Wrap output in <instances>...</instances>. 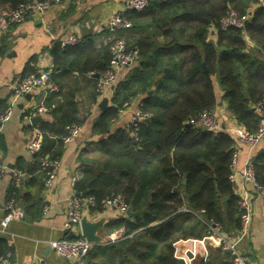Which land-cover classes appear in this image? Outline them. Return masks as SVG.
Returning a JSON list of instances; mask_svg holds the SVG:
<instances>
[{"label": "trees", "instance_id": "16d2710c", "mask_svg": "<svg viewBox=\"0 0 264 264\" xmlns=\"http://www.w3.org/2000/svg\"><path fill=\"white\" fill-rule=\"evenodd\" d=\"M27 1L0 0V10ZM231 8L249 14L243 27L220 26ZM125 15L141 33L116 39L137 48L139 58L118 78L111 105L93 122L99 145L86 151L92 154L90 165L74 190L94 198L88 208L92 214L104 211L106 199L121 195L134 215L110 222V231L124 228L122 238L94 246L86 264H184L175 257L177 241L203 238L210 222L229 235L241 225L239 197L229 179L236 135L188 123L204 110L215 113L222 102L238 126L256 130L260 117L254 105L264 101V6H256V0H154L146 10ZM115 40L100 47L87 39L67 48L60 42L50 47L57 90L47 94L44 104L56 122L44 120L37 127L44 134L41 154L60 159L69 128L83 123L76 101L79 76L93 83L92 101L102 95L92 73L109 68ZM28 68L25 76L40 71ZM140 96L139 108L148 116L137 126H114L120 112ZM0 149H5L2 136ZM252 164L264 184V150ZM36 169L44 175L38 156ZM16 186L10 197L16 196ZM9 250L0 238V256Z\"/></svg>", "mask_w": 264, "mask_h": 264}, {"label": "crops", "instance_id": "0c3cea01", "mask_svg": "<svg viewBox=\"0 0 264 264\" xmlns=\"http://www.w3.org/2000/svg\"><path fill=\"white\" fill-rule=\"evenodd\" d=\"M122 9L121 0H63L61 4L52 6L44 14H30L24 22L12 26L1 38L0 112L11 108V116L4 124L0 135L5 142V149H0V160L9 168L13 165L14 168H10L11 170L20 167L26 173L16 186V197L26 210L25 218L11 222L6 228L2 222L6 215L10 190L15 184L11 172L0 184V238L7 242L12 251V264H40L42 258L47 259L51 264H78L75 259L58 255L50 244L52 241L69 237L71 233L76 236L81 233L80 228L73 232L66 230L64 226L68 201L76 195L74 190L76 179L90 165L89 159L92 154L86 151H91L99 145L100 136L93 135L92 128L94 120L102 112L100 102L108 98L107 106L111 105L113 94L112 87H109L97 102L92 101L93 83L89 77L78 75L79 78L76 80L78 86L75 88L76 101L83 119L81 124L83 130L77 139L64 144L56 185L52 189H47L43 173L36 169L37 156L29 152L28 143L34 129L42 121L46 120L52 124L56 121L50 112L42 115V121L36 125L26 119L27 111L41 102L42 91L38 89L23 96H15L13 85L26 75L27 70L30 69L28 66L37 70L52 68L50 47L54 42H61L70 34L90 40L98 47L119 36L140 34V29L135 27L114 32L108 30L107 23L111 14ZM134 67L133 64L122 68L119 80ZM57 79L61 82L66 81L60 75ZM215 92L218 97L222 94L217 82ZM142 98V96L138 97L122 110L114 126H127L132 121L133 113L139 107ZM215 113L223 129L233 131L238 126L237 121L222 102ZM262 150H264V139L254 149L245 145L238 146L237 172H242L250 160ZM82 153L83 155L85 153L86 162L81 160ZM233 185L239 198L249 199L253 211L250 235L240 243V249L248 257L250 264H264V195H259L239 174ZM84 217L91 221L104 219L98 234L105 238L106 243L112 234L122 238L123 227L113 231H110L109 227L110 222L123 217L116 208L106 207L102 213L85 212ZM219 240L218 236L210 235L207 231L203 238L177 241L175 257L184 264H229L231 255L222 249Z\"/></svg>", "mask_w": 264, "mask_h": 264}, {"label": "built area", "instance_id": "2783aa9c", "mask_svg": "<svg viewBox=\"0 0 264 264\" xmlns=\"http://www.w3.org/2000/svg\"><path fill=\"white\" fill-rule=\"evenodd\" d=\"M154 0H121L123 9L115 11L111 14L107 28L109 31L114 32L120 29H129L133 27V23L129 20L125 12L134 10L142 12L146 10ZM63 0H29L19 4L13 9L0 10V41L3 35L14 25L20 24L30 14H44L52 6L59 5ZM256 6H264V0H256ZM249 18V14H241L235 9H229L227 13L221 18L220 26L224 29L229 27H243ZM84 39L75 34H70L63 40L60 45L62 48L78 45ZM112 57L110 60L109 68L100 74L98 78L97 90L104 93L107 88L115 85L119 78L120 70L124 67L131 66L138 61L139 50L137 48L131 49L127 46L124 39H116L111 47ZM52 59V57H51ZM53 60V59H52ZM53 68L33 72L22 78L19 82L13 85V93L15 96H23L32 93L35 90H41L43 99L39 104L33 106L25 118L31 120L34 116H42L48 112L44 104V98L48 93L57 90V85L52 82L51 74ZM93 75L95 73H92ZM254 110L260 117L259 124L255 131L249 132L241 126L233 129L237 138V146H249L254 149L264 139V101H260L254 105ZM11 116V108L0 113V135L3 131L4 124ZM148 114L142 112L138 107L132 117V121L127 125L137 126L140 121L146 118ZM190 124L195 125L205 131H217L222 129L221 122L216 113L204 110L199 114L193 116L189 121ZM83 130L82 125H74L69 128L68 134L63 138L65 144L77 139ZM44 134L39 129H34L31 139L28 143V150L31 154L38 156L44 172V184L47 189H52L56 185L57 172L61 165L60 159H52L49 156L41 154ZM237 151L231 164V173L229 175L230 181L234 184L236 178L241 175L248 181L259 195H264V184H261L256 176L252 160L247 164V167L242 172H237L236 165L238 161ZM11 172L12 178L15 183L19 184L25 177V172L20 169H10L2 160H0V184L4 181L7 174ZM75 181V178H74ZM95 200L93 197H83L82 195H74L68 201V210L65 220V228L69 231L81 229V220L84 213L88 212L89 206H93ZM105 207L116 208L122 216H127L128 204L121 195L108 198L104 202ZM188 212H193L190 209L184 208ZM239 209L241 211V225L239 230L234 235H229L223 231L215 222L207 223L208 233L219 237L220 245L223 250L231 255L229 264H250L248 257L240 249V243L250 235V227L252 222L253 211L248 198H239ZM204 212V211H202ZM26 210L20 205L16 196H11L6 204V215L3 218L2 225L6 228L11 222L25 218ZM115 234L109 236L107 243H114L118 240ZM52 249L64 258L75 259L78 264H86V258L92 248L95 246L88 241L84 236L80 235L73 238L65 237L60 240L51 242ZM1 264H12V251L9 250L0 256ZM40 264H51L47 259L42 258Z\"/></svg>", "mask_w": 264, "mask_h": 264}, {"label": "water", "instance_id": "95a60500", "mask_svg": "<svg viewBox=\"0 0 264 264\" xmlns=\"http://www.w3.org/2000/svg\"><path fill=\"white\" fill-rule=\"evenodd\" d=\"M94 76L96 78H99L100 74L96 73L94 74ZM114 88H115V85L112 86V89ZM108 101H109L108 98H104L100 102V108L102 111H104L107 108ZM40 121H42V116L38 115V116H34L31 118V122L34 125L38 124ZM191 125L192 124L188 123V126H191ZM10 168H14V166L11 165ZM184 182H185V178H184ZM82 196L85 197L86 192L83 193ZM133 215H134V211L132 210L131 207H129L127 211V216L132 217ZM103 223H104L103 218L96 220V221H91V220H88L87 217H83L81 220V224H80L81 235L84 236L88 241H90L94 245L106 244L105 238L98 234V230L103 225ZM75 236L76 235L74 233L69 234V238H73Z\"/></svg>", "mask_w": 264, "mask_h": 264}]
</instances>
